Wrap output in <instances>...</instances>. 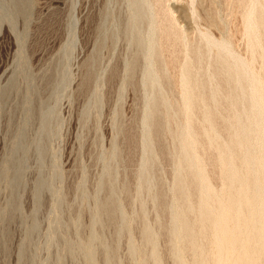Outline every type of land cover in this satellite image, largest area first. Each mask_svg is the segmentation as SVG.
Segmentation results:
<instances>
[{"label":"rangeland","instance_id":"374dc122","mask_svg":"<svg viewBox=\"0 0 264 264\" xmlns=\"http://www.w3.org/2000/svg\"><path fill=\"white\" fill-rule=\"evenodd\" d=\"M15 1L0 0V264L47 259L55 199L46 191L38 203L36 193L55 163L64 238L87 239L96 200L108 201L113 191L120 210L113 222L101 220L116 264L139 263L130 255L132 244L148 264H179L177 246L184 264H195L192 247L178 245L173 234L176 210L193 226L198 222L202 194L190 182L183 132L190 131L213 193L233 198L229 167L243 170L245 155L264 157V131L256 124L264 113L257 105L264 95V0H137L139 18L135 0H27L25 12ZM250 14L253 32L247 31ZM64 71L66 83L56 90ZM45 117L56 134L42 159ZM148 131H156L151 142ZM254 169L257 176L261 168ZM179 177L190 214L177 191ZM123 221L130 225L125 234ZM33 223L38 232L30 237ZM145 227L154 234L150 243ZM205 231L212 232L209 225ZM200 242L215 256L209 235ZM64 264L85 261L67 256Z\"/></svg>","mask_w":264,"mask_h":264},{"label":"bare ground","instance_id":"6f19581e","mask_svg":"<svg viewBox=\"0 0 264 264\" xmlns=\"http://www.w3.org/2000/svg\"><path fill=\"white\" fill-rule=\"evenodd\" d=\"M17 8L20 12L26 11L27 0H16ZM136 18L141 17V10L139 9V2L135 0ZM253 14L248 17L247 31L253 32L255 30V22ZM136 23V22H135ZM260 26L264 28V8L261 12ZM134 26L132 27V29ZM258 29V28H257ZM136 38V37H135ZM139 46H141V39L139 37ZM67 79V72L64 71L56 90L61 88ZM262 87V86H261ZM257 100V105L264 108V95L260 94ZM193 102L191 99L188 103ZM256 124L264 131V113L257 115ZM155 127V124L153 125ZM152 128V126L150 127ZM50 121L48 117L43 120L42 139L39 142V153L42 159L45 158L49 151V141L55 136L56 132L50 131ZM148 131L147 142L152 141V133ZM156 133V131L154 132ZM183 144L187 153L186 162L191 165V180L192 184L198 183L201 187L200 201H199V220L193 226L187 217L186 213L176 210L175 214V228L174 236L178 241V245L185 244L192 247L193 253L196 257L195 264H208L214 262L215 264H262L264 260V180L258 179L259 173L264 176V157L256 159L251 155L244 156V168L239 170L234 166L229 167L226 173V183L228 188L237 190L233 198L225 201L217 197L210 188V184L205 177V173L201 166L197 163L195 157L196 144L190 140V131L188 128L183 132ZM246 144L245 140H238V147ZM18 148V147H17ZM264 156V155H263ZM228 158L229 155H226ZM255 164H257L261 171L255 174ZM264 179V178H263ZM20 173H17L12 181L17 184L21 181ZM62 175L59 167L54 165L53 172L50 177H42L39 180L36 198L38 203L41 202L43 193L49 191L53 193L55 204L53 213L55 217L52 221L49 233L46 238L45 248L49 251L47 259L37 261L35 264H52V248L58 246V253L56 256L57 264H64L67 256L77 258L81 256L85 264H116V247L110 246L106 240L104 223L101 217L107 216L111 222L115 220L116 210L120 208L117 203L114 192L108 201L96 200L97 216L90 227V233L87 239H84L81 234L77 242H73L68 238H64V220L62 218L64 199L62 194ZM104 183L102 187L104 188ZM177 191L184 204L186 205L187 213L192 211L188 202V189L185 183L179 177L177 181ZM85 196V195H84ZM212 204H217L218 209L213 210ZM119 209V210H118ZM7 215V214H6ZM54 215V214H53ZM190 216V215H189ZM106 222V221H105ZM108 222V221H107ZM106 222V223H107ZM73 227L79 225L78 220H74ZM107 225V224H106ZM209 225L212 232L205 231V226ZM130 225L123 221L120 228L122 234L128 233ZM196 230L204 233H196ZM38 232L37 223H33L29 229L30 237ZM146 240L150 243L154 238L153 232L148 228H144ZM211 238L217 248L215 256H209L204 253L203 245L200 240L203 238ZM26 242L22 249V256L26 254ZM178 249V250H177ZM175 256L179 264H184L182 251L177 246ZM51 252V253H50ZM131 257H138V264H148L144 258L142 249L136 248L133 244L130 247ZM152 258L158 263V254L153 245ZM261 262V263H259Z\"/></svg>","mask_w":264,"mask_h":264}]
</instances>
